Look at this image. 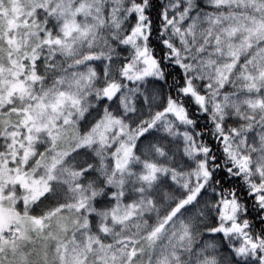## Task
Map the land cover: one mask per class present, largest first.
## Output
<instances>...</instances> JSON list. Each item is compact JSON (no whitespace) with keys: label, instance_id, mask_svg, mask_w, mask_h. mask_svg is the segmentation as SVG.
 <instances>
[{"label":"snow or ice","instance_id":"6c2138e0","mask_svg":"<svg viewBox=\"0 0 264 264\" xmlns=\"http://www.w3.org/2000/svg\"><path fill=\"white\" fill-rule=\"evenodd\" d=\"M0 264H264V0H0Z\"/></svg>","mask_w":264,"mask_h":264},{"label":"rangeland","instance_id":"374dc122","mask_svg":"<svg viewBox=\"0 0 264 264\" xmlns=\"http://www.w3.org/2000/svg\"><path fill=\"white\" fill-rule=\"evenodd\" d=\"M8 15H9V16H12V15H13V13H12V11H11L10 8L8 9Z\"/></svg>","mask_w":264,"mask_h":264}]
</instances>
